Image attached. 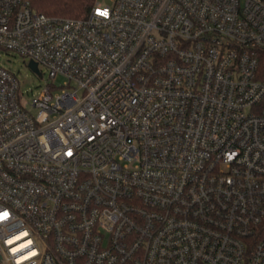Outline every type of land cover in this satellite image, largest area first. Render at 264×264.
<instances>
[{
	"label": "built area",
	"instance_id": "built-area-1",
	"mask_svg": "<svg viewBox=\"0 0 264 264\" xmlns=\"http://www.w3.org/2000/svg\"><path fill=\"white\" fill-rule=\"evenodd\" d=\"M0 49L65 79L0 65L1 264H264V0H0Z\"/></svg>",
	"mask_w": 264,
	"mask_h": 264
},
{
	"label": "rangeland",
	"instance_id": "rangeland-1",
	"mask_svg": "<svg viewBox=\"0 0 264 264\" xmlns=\"http://www.w3.org/2000/svg\"><path fill=\"white\" fill-rule=\"evenodd\" d=\"M97 1L102 5L110 4V0ZM29 62L28 58L14 51L0 49V65L15 75L19 82L20 92L23 93L26 102H31L34 97L39 96L45 87H50L53 91L55 86L58 89L56 92H58L65 79L63 77L56 80L50 78L48 70L43 66H40L42 75L35 73L29 67ZM28 108L32 112H36L32 107L28 106Z\"/></svg>",
	"mask_w": 264,
	"mask_h": 264
},
{
	"label": "trees",
	"instance_id": "trees-1",
	"mask_svg": "<svg viewBox=\"0 0 264 264\" xmlns=\"http://www.w3.org/2000/svg\"><path fill=\"white\" fill-rule=\"evenodd\" d=\"M31 6L48 16L58 18L86 17L97 0H28ZM1 264V263H0Z\"/></svg>",
	"mask_w": 264,
	"mask_h": 264
},
{
	"label": "water",
	"instance_id": "water-1",
	"mask_svg": "<svg viewBox=\"0 0 264 264\" xmlns=\"http://www.w3.org/2000/svg\"><path fill=\"white\" fill-rule=\"evenodd\" d=\"M29 67H30V68L32 69V71H34L35 73L40 74L39 69H38V65H37L35 62L30 61V62H29ZM0 260H1V257H0Z\"/></svg>",
	"mask_w": 264,
	"mask_h": 264
},
{
	"label": "snow or ice",
	"instance_id": "snow-or-ice-1",
	"mask_svg": "<svg viewBox=\"0 0 264 264\" xmlns=\"http://www.w3.org/2000/svg\"><path fill=\"white\" fill-rule=\"evenodd\" d=\"M101 15H107V13L106 12H103V13H100Z\"/></svg>",
	"mask_w": 264,
	"mask_h": 264
}]
</instances>
